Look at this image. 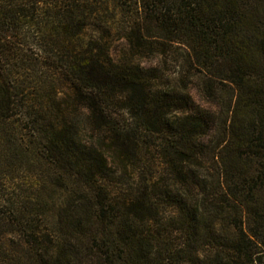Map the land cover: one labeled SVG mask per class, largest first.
Returning <instances> with one entry per match:
<instances>
[{"label":"trees","instance_id":"obj_1","mask_svg":"<svg viewBox=\"0 0 264 264\" xmlns=\"http://www.w3.org/2000/svg\"><path fill=\"white\" fill-rule=\"evenodd\" d=\"M0 264H264V0H0Z\"/></svg>","mask_w":264,"mask_h":264},{"label":"rangeland","instance_id":"obj_2","mask_svg":"<svg viewBox=\"0 0 264 264\" xmlns=\"http://www.w3.org/2000/svg\"><path fill=\"white\" fill-rule=\"evenodd\" d=\"M112 44L113 46H118L119 48L122 47L123 45V40L122 39H118V38H113L112 39ZM144 63H146V60L143 61ZM148 64V63H147ZM188 90L192 96V98L200 105L206 106V101L202 98V96L200 95L198 89L190 84L188 87Z\"/></svg>","mask_w":264,"mask_h":264}]
</instances>
